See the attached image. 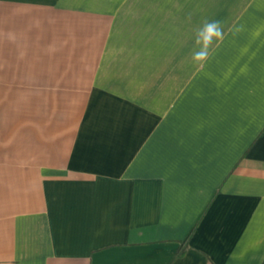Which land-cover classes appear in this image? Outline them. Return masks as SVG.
Listing matches in <instances>:
<instances>
[{"label":"crops","instance_id":"1","mask_svg":"<svg viewBox=\"0 0 264 264\" xmlns=\"http://www.w3.org/2000/svg\"><path fill=\"white\" fill-rule=\"evenodd\" d=\"M0 264H264V0H0Z\"/></svg>","mask_w":264,"mask_h":264},{"label":"clouds","instance_id":"2","mask_svg":"<svg viewBox=\"0 0 264 264\" xmlns=\"http://www.w3.org/2000/svg\"><path fill=\"white\" fill-rule=\"evenodd\" d=\"M223 39V29L219 21H205L195 33L194 45L197 50L193 52L195 62H204L208 59L209 49L214 41Z\"/></svg>","mask_w":264,"mask_h":264}]
</instances>
